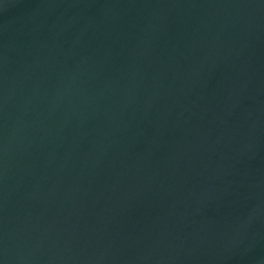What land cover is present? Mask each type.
Returning a JSON list of instances; mask_svg holds the SVG:
<instances>
[{
  "label": "water",
  "instance_id": "obj_1",
  "mask_svg": "<svg viewBox=\"0 0 264 264\" xmlns=\"http://www.w3.org/2000/svg\"><path fill=\"white\" fill-rule=\"evenodd\" d=\"M0 264H264V0H0Z\"/></svg>",
  "mask_w": 264,
  "mask_h": 264
}]
</instances>
